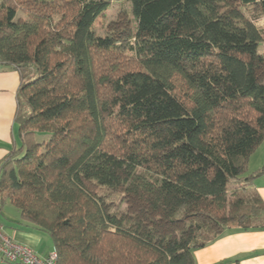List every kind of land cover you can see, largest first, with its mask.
Returning a JSON list of instances; mask_svg holds the SVG:
<instances>
[{
    "label": "trees",
    "instance_id": "trees-1",
    "mask_svg": "<svg viewBox=\"0 0 264 264\" xmlns=\"http://www.w3.org/2000/svg\"><path fill=\"white\" fill-rule=\"evenodd\" d=\"M118 1L136 21L126 48L95 29ZM232 2L0 0L22 139L0 162V209L47 233L57 264H196L224 230L264 227L250 187L264 165L247 171L264 141V0Z\"/></svg>",
    "mask_w": 264,
    "mask_h": 264
},
{
    "label": "crops",
    "instance_id": "crops-1",
    "mask_svg": "<svg viewBox=\"0 0 264 264\" xmlns=\"http://www.w3.org/2000/svg\"><path fill=\"white\" fill-rule=\"evenodd\" d=\"M19 85L18 70L0 63V162L22 144L17 121ZM263 165L264 141L251 154L247 171H254ZM250 187L264 201V174L256 177ZM4 207L0 209V222L3 224L5 234L14 241L32 247L42 255L55 249L47 233L23 220L16 208L11 213ZM195 260L196 264H264V227L226 229L213 241L196 249ZM0 264L14 263L0 262Z\"/></svg>",
    "mask_w": 264,
    "mask_h": 264
},
{
    "label": "rangeland",
    "instance_id": "rangeland-1",
    "mask_svg": "<svg viewBox=\"0 0 264 264\" xmlns=\"http://www.w3.org/2000/svg\"><path fill=\"white\" fill-rule=\"evenodd\" d=\"M234 5H237L238 0H233ZM237 3V4H236ZM242 9L246 11L249 16H252L254 13L258 12V7L254 5H250L247 8L242 6ZM257 22L262 27L264 26V17L259 16ZM96 32L100 35L113 34L116 39L119 40L121 44L126 48L132 41V35L136 29V21L134 16L130 10V4L125 1L114 2L113 5L109 7L101 16H99L95 22ZM258 52L264 54V40H262L258 44ZM260 79L264 81V70H262ZM123 193L121 190H111L109 191V198H116V207L123 210V208L131 205V209H129L130 213H140V205L137 204L136 200L131 197H126V201L120 202V194ZM112 194V195H111ZM5 210H9L11 213L14 212L15 207L12 204H7L4 207ZM120 210V211H121ZM6 219L5 217H2ZM163 234H169L173 232L180 231L183 229V223H179L176 225H168L166 222L162 224L160 227Z\"/></svg>",
    "mask_w": 264,
    "mask_h": 264
},
{
    "label": "built area",
    "instance_id": "built-area-1",
    "mask_svg": "<svg viewBox=\"0 0 264 264\" xmlns=\"http://www.w3.org/2000/svg\"><path fill=\"white\" fill-rule=\"evenodd\" d=\"M58 254L55 249L42 255L32 247L14 241L5 234L0 222V262L14 264H57Z\"/></svg>",
    "mask_w": 264,
    "mask_h": 264
}]
</instances>
